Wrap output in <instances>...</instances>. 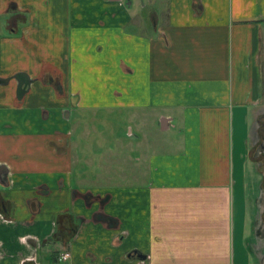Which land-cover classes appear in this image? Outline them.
<instances>
[{"label": "crops", "instance_id": "0c3cea01", "mask_svg": "<svg viewBox=\"0 0 264 264\" xmlns=\"http://www.w3.org/2000/svg\"><path fill=\"white\" fill-rule=\"evenodd\" d=\"M158 2L0 0V264H264V0Z\"/></svg>", "mask_w": 264, "mask_h": 264}, {"label": "rangeland", "instance_id": "374dc122", "mask_svg": "<svg viewBox=\"0 0 264 264\" xmlns=\"http://www.w3.org/2000/svg\"><path fill=\"white\" fill-rule=\"evenodd\" d=\"M144 2H148L146 5H147V8L144 10L145 13L147 14L146 17L145 14L143 15L144 18L146 19V21H148V24H147V27H148V31L151 30V26L153 24H157V23H160L162 24L164 22V20L162 21V12H165V7H163L162 5L159 4L158 0H144ZM158 12V13H157ZM159 20H161V22H159ZM135 21V19H134ZM137 23V22H136ZM138 24V23H137ZM140 24H138L139 26ZM137 26V27H138ZM264 115V113H263ZM123 116L125 117V113H123ZM93 117H95L94 115H86V118H90L92 119ZM96 117H100L99 115H97ZM149 119H151L150 116H147ZM119 119H121L119 121V124L122 126L121 129H122V132L123 133H120L118 134L119 136H124L127 134L128 132V126H124L125 122L123 120V117L120 116ZM135 120V119H134ZM134 122V121H133ZM118 123V122H117ZM136 127H133L132 129V132L134 134H137L140 139H143L141 140L140 142H134L132 145H131V151L129 150V148H127V154L130 155V158H132L130 164L129 163H124V164H121V163H116L117 167H121L124 171H118L116 170L115 172H127L128 176H126V180H129L128 178H134V174H132L133 177H131V171L133 173H135V171H139V173L143 170L144 171V166L142 165V163H138V161L136 160L137 156H139V152L140 151H144L147 149V151H151V150H159V146L161 145V142H158V139H161L163 137H166L169 132H166L162 129H158L157 126L156 127H152L150 125H144L140 128H137L140 130V132H137L135 130ZM117 129H120V126L117 127ZM135 139V137H134ZM145 139V140H144ZM118 146V149H120V145H117ZM252 148H250V151H249V154L251 155V152H252ZM105 156V154H104ZM264 157V155H263ZM106 158L102 159V160H105ZM249 157H248V154L246 155L245 157V161H246V165L247 167H249V165H252V161L250 162L249 161ZM253 160V159H252ZM104 162V161H103ZM127 164V165H126ZM110 166L112 167V164H110ZM119 179H123V175H116V178L115 180H119ZM252 191H250L251 193ZM263 195V194H262ZM254 201V197L252 196L251 198L248 199V206L250 208H248V217H250V222H251V216H252V213H253V208H252V202ZM249 227V226H248Z\"/></svg>", "mask_w": 264, "mask_h": 264}, {"label": "trees", "instance_id": "16d2710c", "mask_svg": "<svg viewBox=\"0 0 264 264\" xmlns=\"http://www.w3.org/2000/svg\"><path fill=\"white\" fill-rule=\"evenodd\" d=\"M255 139L251 141L252 152L251 158L260 163V167L264 169V147H260L264 143V115L260 117L259 122H257L255 128ZM57 228L52 236L53 241H59L63 243H68L70 239L74 236L77 227L78 221L70 212H63L58 214L56 217ZM57 254L56 251L53 252V256Z\"/></svg>", "mask_w": 264, "mask_h": 264}, {"label": "built area", "instance_id": "2783aa9c", "mask_svg": "<svg viewBox=\"0 0 264 264\" xmlns=\"http://www.w3.org/2000/svg\"><path fill=\"white\" fill-rule=\"evenodd\" d=\"M68 256H69L68 251H65V252H63V253L60 255V259H61V260H65V259L68 258Z\"/></svg>", "mask_w": 264, "mask_h": 264}, {"label": "flooded vegetation", "instance_id": "af4514ba", "mask_svg": "<svg viewBox=\"0 0 264 264\" xmlns=\"http://www.w3.org/2000/svg\"><path fill=\"white\" fill-rule=\"evenodd\" d=\"M262 146L264 147V143H262V144L260 145V147H262Z\"/></svg>", "mask_w": 264, "mask_h": 264}]
</instances>
